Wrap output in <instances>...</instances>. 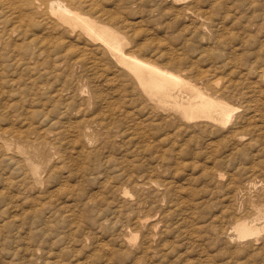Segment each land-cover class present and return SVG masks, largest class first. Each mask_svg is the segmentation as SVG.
Wrapping results in <instances>:
<instances>
[{
  "label": "rangeland",
  "instance_id": "1",
  "mask_svg": "<svg viewBox=\"0 0 264 264\" xmlns=\"http://www.w3.org/2000/svg\"><path fill=\"white\" fill-rule=\"evenodd\" d=\"M102 1L129 21L127 50L232 79L225 97L238 111L227 126L179 128L92 49L85 71L28 69V46L15 47L45 31L12 33L0 11V264H264V230L231 228L264 226V0Z\"/></svg>",
  "mask_w": 264,
  "mask_h": 264
},
{
  "label": "bare ground",
  "instance_id": "2",
  "mask_svg": "<svg viewBox=\"0 0 264 264\" xmlns=\"http://www.w3.org/2000/svg\"><path fill=\"white\" fill-rule=\"evenodd\" d=\"M101 1L102 0H100V2ZM98 3L99 0H9L7 3H5L4 6L2 5L3 6L2 8L0 6L1 8L0 11L6 12L4 13V15L3 14L0 15H3L1 16V18H3V21H5L6 23L9 24V22L10 23L13 22V24H11V27L10 26H9L10 28L8 27L9 28L8 31L12 33L21 31L22 33H25L27 35L32 28H35L33 27L34 25H37L38 27L42 25L41 29L43 28L42 30L45 31L43 32V34L45 33L46 35L48 34L51 35L50 37H45L46 35L43 37L42 36L37 37L38 35L37 36L35 35L37 38L34 36V38L29 39V41L27 42L25 41L23 45L21 44L15 47L22 52L23 47L28 46L27 48L25 47L26 51H23L21 53L23 55L22 59H24L25 62L23 64L25 65V67L27 66L28 69L34 68V70L35 69L40 70L42 66L45 67L46 65L48 67L47 69L50 72L49 74L54 75V77L56 78H58L59 75L60 76L63 75L62 73L65 70L75 71L79 68H82L85 71V69L92 68L94 66V64L91 61L92 59L91 60L89 59L91 61L90 63L86 59L87 56L86 58L84 57L85 54L91 52L92 49L94 50L95 53L98 54L97 60L102 63L104 62L103 67H105L104 66L105 64H110L111 62L112 63L115 62L117 65L123 67L128 73L126 75L130 79V84H132L133 86L132 88L134 89V91H136L139 94V98L142 100V102H144L143 106L146 107L150 106L149 108L156 111H160L168 115L165 118L166 120H168L167 121L168 123H170V120H173V123L176 124L177 127L179 126V128L187 127L189 129V126L191 128L199 127L204 131L208 128L212 129L218 126L219 127L227 126L231 124V122L235 117L236 111H238V107L228 102L225 97V95L229 92L230 88L235 83L232 81L231 77H230L231 80H225V81H221L217 77H216L217 79L214 78L212 79L209 78V74H208L209 71L206 70L203 71L200 68L194 74L193 72L196 70L193 69L195 67L191 68L189 64L185 65L182 59H179L177 57H174L173 62H171L178 68L176 71L161 66L157 63L151 62L152 60L149 61L142 59L140 56L130 52L126 48L128 44V38L126 37V35L128 36V34H126V32L128 31L125 30V34H124L123 31H121V28L124 27L126 24L128 25L129 21H127L128 22L127 23L126 22L127 19L124 18L121 19L122 17L119 19V17H116L114 15L117 12L115 13L113 12L114 10H111L107 7L105 8L101 6L103 7L101 8ZM111 7L113 8L114 6ZM262 9L264 10V8ZM38 20L41 22L39 23ZM126 27H130V26H126ZM5 30H3V32ZM33 30L36 31L37 28ZM2 33H0V36L3 35ZM8 36L9 35H7V37ZM7 37L5 39L9 38ZM67 38H71V39L67 40ZM13 41L15 42V40ZM19 42L21 43V41ZM0 43H1V38H0ZM30 43L31 45L32 43H34L35 51L33 49L31 50L30 47L31 45L29 46ZM4 50L6 49L4 48ZM10 50H12V48ZM1 54L2 53H0V55ZM14 54L17 53L15 52ZM90 57H92V55ZM20 64H22V62ZM98 65H95V67H98ZM193 65H195V63H193ZM16 67L13 68V70L14 69L16 70ZM22 69H24L23 71L26 70L24 67ZM1 71L2 69H0V72ZM256 71L258 74L256 75V77H258L256 78L258 82L261 81V79L264 77V67L261 65L260 67H258ZM12 72H16V71H12ZM191 73L193 74L192 76ZM65 74L67 73L65 72ZM51 75H49V77L47 75V77L50 78L52 77ZM47 77H45V79H48ZM36 79L38 80V78ZM45 81L47 83L50 82L47 80ZM36 83L38 84L40 83L37 86L39 87L38 91H40L43 82H36ZM36 83L34 85H37ZM14 84L15 83H13V85ZM18 88L20 89V87ZM27 89H25V92H27ZM22 90H24V88ZM21 92L25 93L24 91ZM37 93L42 94L39 92ZM94 95L95 93L93 94V97ZM36 98L38 97L36 96L34 101H38L36 100ZM185 125H189V126H185ZM11 156L13 157L12 154ZM11 156H8V158ZM26 157H27L26 158L27 162L31 166L30 174L34 175V177L38 179L41 175L40 167L37 166L32 160H30L28 156ZM15 159L18 160L16 156ZM23 165L21 166L22 168ZM24 172L25 171H23L22 173ZM27 175L24 176L26 177ZM251 185L254 186L256 184L253 183ZM257 214L258 215L264 214V210L259 209ZM146 222H148V219H146L143 222L144 226L147 224ZM231 228L235 231V235L238 238H246L250 235L257 234L264 230V226L252 225L251 222L248 221V219H241V218H239L238 221L235 223V225L232 226Z\"/></svg>",
  "mask_w": 264,
  "mask_h": 264
}]
</instances>
